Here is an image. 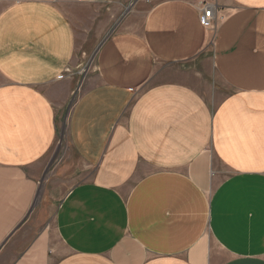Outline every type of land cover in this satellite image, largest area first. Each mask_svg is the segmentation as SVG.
I'll return each instance as SVG.
<instances>
[{"label": "crops", "instance_id": "crops-1", "mask_svg": "<svg viewBox=\"0 0 264 264\" xmlns=\"http://www.w3.org/2000/svg\"><path fill=\"white\" fill-rule=\"evenodd\" d=\"M75 1L121 17L69 113L89 174L55 208L60 253L31 217L85 53L55 0L0 11V264H264V0H215L214 29L202 0Z\"/></svg>", "mask_w": 264, "mask_h": 264}, {"label": "rangeland", "instance_id": "rangeland-1", "mask_svg": "<svg viewBox=\"0 0 264 264\" xmlns=\"http://www.w3.org/2000/svg\"><path fill=\"white\" fill-rule=\"evenodd\" d=\"M55 1L58 2L60 9L72 22L76 31L77 47L79 51L85 53L79 68L75 71H64V76L61 78L60 86L67 92V97L57 113L58 134L56 146L51 154L52 156L57 150L56 157L50 167L44 172V178L39 182L40 198L38 208L31 217L32 221L39 220V231H43L44 236L47 238L48 248L52 249L53 252L60 253L63 252V247L57 239L53 227L55 208L66 192L74 184L84 180L89 174V169L79 164L69 147L67 138L69 113L79 93L80 81L87 74L93 63L94 49H96L98 41L111 30V27L115 25V21L121 15L116 14L109 5H86L75 0ZM7 2L9 0H0V11ZM99 32L100 34L98 35L97 33ZM83 34H87V36ZM94 41L95 43H93ZM208 79L209 76L205 75L204 80L208 81ZM205 238V243L208 250H210L212 258H214V262L217 263L223 260L221 249L211 240L209 234Z\"/></svg>", "mask_w": 264, "mask_h": 264}, {"label": "built area", "instance_id": "built-area-1", "mask_svg": "<svg viewBox=\"0 0 264 264\" xmlns=\"http://www.w3.org/2000/svg\"><path fill=\"white\" fill-rule=\"evenodd\" d=\"M217 3L215 0H202L198 4L199 23L202 27L214 29L215 27V7ZM65 72L69 69L65 68Z\"/></svg>", "mask_w": 264, "mask_h": 264}, {"label": "water", "instance_id": "water-1", "mask_svg": "<svg viewBox=\"0 0 264 264\" xmlns=\"http://www.w3.org/2000/svg\"><path fill=\"white\" fill-rule=\"evenodd\" d=\"M127 10H128V9H126V11H127ZM126 11H125V12H126ZM125 12H124V14H125ZM124 14H123V15H124ZM56 151H57V150H55V152H54L53 155L51 156V158H50V160H49V162H48V164H47V166H46V170L50 167L51 163H52L53 160L55 159V157H56ZM46 170H45V171H46ZM43 178H44V176H43ZM43 178H42V179H43ZM38 193H39V192H38ZM38 195H39V194H38Z\"/></svg>", "mask_w": 264, "mask_h": 264}]
</instances>
